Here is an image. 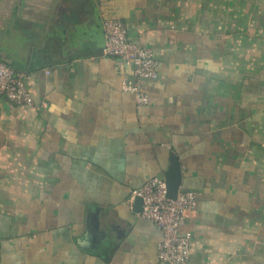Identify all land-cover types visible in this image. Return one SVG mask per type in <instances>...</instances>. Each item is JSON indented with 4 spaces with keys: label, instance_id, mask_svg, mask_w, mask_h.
<instances>
[{
    "label": "crops",
    "instance_id": "0c3cea01",
    "mask_svg": "<svg viewBox=\"0 0 264 264\" xmlns=\"http://www.w3.org/2000/svg\"><path fill=\"white\" fill-rule=\"evenodd\" d=\"M105 19L154 53L146 105ZM0 59L35 101L0 93V264H163L131 198L171 151L189 264H264V0H0Z\"/></svg>",
    "mask_w": 264,
    "mask_h": 264
},
{
    "label": "built area",
    "instance_id": "2783aa9c",
    "mask_svg": "<svg viewBox=\"0 0 264 264\" xmlns=\"http://www.w3.org/2000/svg\"><path fill=\"white\" fill-rule=\"evenodd\" d=\"M105 44L104 56L120 58L133 68V75L124 81V89L135 95L139 106L149 101L145 84L158 77L157 62L151 49L132 42L125 23L118 19H105L103 22ZM0 93L16 106H35L29 92L24 74L16 72L0 59ZM142 198L140 215L155 224L162 232L158 246V258L163 264H189L191 238L190 232L182 233L187 216L196 207V195L192 191H180L176 199L167 195L165 178L155 176L141 188L135 190L134 198Z\"/></svg>",
    "mask_w": 264,
    "mask_h": 264
},
{
    "label": "water",
    "instance_id": "95a60500",
    "mask_svg": "<svg viewBox=\"0 0 264 264\" xmlns=\"http://www.w3.org/2000/svg\"><path fill=\"white\" fill-rule=\"evenodd\" d=\"M164 178L167 185V195L171 199H176L182 186V166L178 156L171 151L169 153V166L164 174ZM143 207L142 198L136 196L134 198V211L141 212Z\"/></svg>",
    "mask_w": 264,
    "mask_h": 264
},
{
    "label": "rangeland",
    "instance_id": "374dc122",
    "mask_svg": "<svg viewBox=\"0 0 264 264\" xmlns=\"http://www.w3.org/2000/svg\"><path fill=\"white\" fill-rule=\"evenodd\" d=\"M261 72H262V70H261V71H258V72H257V76H258L259 78H261V79H264V76L262 75ZM250 95H251V94H250ZM258 95H259V93H258ZM242 96H243V95H242ZM259 103H261V102H259ZM259 103H258V104H259Z\"/></svg>",
    "mask_w": 264,
    "mask_h": 264
}]
</instances>
